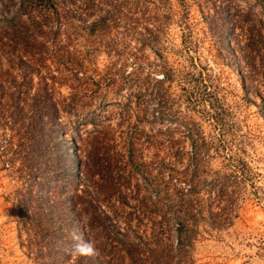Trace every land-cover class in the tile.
I'll list each match as a JSON object with an SVG mask.
<instances>
[{"label": "rangeland", "instance_id": "374dc122", "mask_svg": "<svg viewBox=\"0 0 264 264\" xmlns=\"http://www.w3.org/2000/svg\"><path fill=\"white\" fill-rule=\"evenodd\" d=\"M13 1L12 11L18 4ZM214 3L222 8L217 24L211 23ZM96 21L93 32L77 28L81 33L71 43L94 69L90 90L77 93L78 103L88 106L79 107L76 130L67 129L66 140H0V264H38L39 249L30 240H61L77 228L68 199L76 193L81 140H105L109 162L122 168L114 174L126 179L123 198L115 195L101 208L130 240L162 244L161 256L172 264H264V78L244 79L239 59L251 26L261 48L256 62L264 64L263 4L95 0L88 22ZM191 62L202 70L210 99H187L192 83L183 72ZM159 88L169 109L163 120ZM60 90L68 93L66 85ZM186 122L194 128L196 150ZM11 156L25 161L20 171L12 169ZM231 156L250 166L248 175L224 169ZM170 167L188 175L174 180L177 188H189L192 176L196 191L210 192L203 195L205 217L190 248L176 245L174 200H159L172 186ZM211 210L214 216L207 214ZM103 236L97 244L112 264H129L117 256L111 236L99 243ZM139 264L159 263L149 258Z\"/></svg>", "mask_w": 264, "mask_h": 264}, {"label": "trees", "instance_id": "16d2710c", "mask_svg": "<svg viewBox=\"0 0 264 264\" xmlns=\"http://www.w3.org/2000/svg\"><path fill=\"white\" fill-rule=\"evenodd\" d=\"M257 1L264 6L263 0ZM94 2L18 0L17 8L12 11L13 0H0V140H66V130H76L74 128L80 121L78 109L88 106L86 102L78 103L77 93L90 90L89 80L94 69L90 68L91 63L86 57L72 49L71 43L76 39L75 34L79 36L81 33L77 28L90 33L98 26L97 21L88 22ZM213 7L214 20L211 23L217 24L222 8L215 3ZM248 33L246 44L240 46L239 59L246 68L243 78L257 81L264 78V64L256 62V56L261 55V48L251 26ZM190 66L183 72L187 82L192 83L186 89L187 99L196 103L202 101L203 97L210 99L212 93L208 90L206 79L202 78V70L196 69L194 62ZM162 76L166 80L169 78L167 74ZM64 85L68 88L65 95L60 90ZM157 91L158 117L163 120L169 115V109L166 107L164 91L161 88ZM210 105L217 111L212 102ZM186 124L190 126L191 147L196 150L198 140H195V134L191 131L194 128H191L192 123ZM133 146L131 140L129 159L133 157ZM79 147L81 154L75 157L80 167L79 175L75 176L76 193L68 199V203L78 221L77 228L85 239L96 244L100 254L95 258L71 257L67 252L71 244L68 238L55 240L43 236L30 240L39 249L34 256L38 264H112V259L101 252L104 248L97 244L96 237L101 236V233L104 236L99 243L105 244L106 238L111 236L110 242L116 241L118 246L117 256L127 258L129 264H139L149 258L159 264H172L170 260H163V251L160 250L162 244L156 242L155 247H152L139 237L136 241L130 240L127 233L121 232L101 208L115 195L118 199L123 198L126 181L125 178L120 180L117 172L114 174L116 168H122L109 162L105 140H81ZM116 154L123 156L121 152L116 151ZM8 159L15 172L20 171L25 162L12 156ZM223 167L243 176L248 175L251 169L244 160L235 156L228 157ZM63 169L65 173L69 172V169ZM169 169L172 172L168 174V186H172L161 194L159 200H174V205L170 207V220L173 219L175 223L176 245L190 248L195 227L205 217L203 195L210 197V192L209 189L205 194L196 191L191 185L194 182L192 176L188 179L191 182L189 188H177L176 181L187 180L188 175L185 171ZM225 174L224 178H228ZM207 214L214 216L215 213L211 210Z\"/></svg>", "mask_w": 264, "mask_h": 264}, {"label": "clouds", "instance_id": "9594fccd", "mask_svg": "<svg viewBox=\"0 0 264 264\" xmlns=\"http://www.w3.org/2000/svg\"><path fill=\"white\" fill-rule=\"evenodd\" d=\"M68 239L71 244L68 246L67 252L71 257L95 258L99 256L100 251L96 244L91 240L85 239L78 228L73 227L68 230Z\"/></svg>", "mask_w": 264, "mask_h": 264}]
</instances>
